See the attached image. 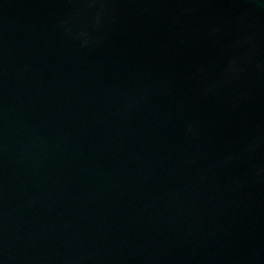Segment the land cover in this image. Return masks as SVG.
I'll return each mask as SVG.
<instances>
[{
	"label": "water",
	"instance_id": "water-1",
	"mask_svg": "<svg viewBox=\"0 0 264 264\" xmlns=\"http://www.w3.org/2000/svg\"><path fill=\"white\" fill-rule=\"evenodd\" d=\"M0 264H264V0H0Z\"/></svg>",
	"mask_w": 264,
	"mask_h": 264
}]
</instances>
